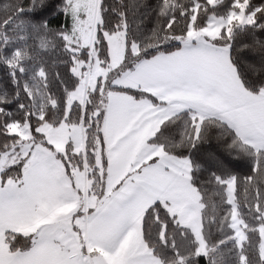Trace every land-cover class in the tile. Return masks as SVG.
I'll return each mask as SVG.
<instances>
[{
	"label": "snow or ice",
	"instance_id": "snow-or-ice-1",
	"mask_svg": "<svg viewBox=\"0 0 264 264\" xmlns=\"http://www.w3.org/2000/svg\"><path fill=\"white\" fill-rule=\"evenodd\" d=\"M0 264H264V0H0Z\"/></svg>",
	"mask_w": 264,
	"mask_h": 264
},
{
	"label": "trees",
	"instance_id": "trees-1",
	"mask_svg": "<svg viewBox=\"0 0 264 264\" xmlns=\"http://www.w3.org/2000/svg\"><path fill=\"white\" fill-rule=\"evenodd\" d=\"M150 2H155V0H150ZM254 2H259V0H254ZM222 146L217 145L215 141L212 142L210 145H205L204 152H219L222 151ZM207 167V166H206ZM233 170L236 172L237 175L243 177L249 174V165L246 160H239L233 165ZM207 176V172L204 174Z\"/></svg>",
	"mask_w": 264,
	"mask_h": 264
}]
</instances>
